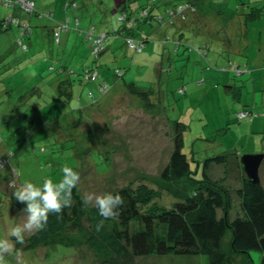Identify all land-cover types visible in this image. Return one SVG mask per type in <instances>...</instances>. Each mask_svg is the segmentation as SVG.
Masks as SVG:
<instances>
[{"label":"rangeland","instance_id":"1","mask_svg":"<svg viewBox=\"0 0 264 264\" xmlns=\"http://www.w3.org/2000/svg\"><path fill=\"white\" fill-rule=\"evenodd\" d=\"M88 1L89 8L81 3L80 10L66 15L65 0H35L37 9L55 13L53 19L42 22L53 25L69 16L71 22L80 17L82 24L78 26L80 30L63 31L60 45L46 30L23 35L22 47L17 43L19 28L5 25L3 20L11 15L26 17V13L18 6L0 4V241L6 240L11 246L10 251H0L2 264H103L88 245L26 248V243H17L10 236L11 229L23 226L27 218L22 211L25 205L12 196L27 181L39 186L45 177L59 180L62 167L69 166L80 174L77 187L88 207H96V196L114 194L140 180L160 190L156 203L170 206L177 194L166 187L160 189L158 181L174 151L177 121L185 126L183 151L197 180L203 177L205 160L216 155V144L226 153L236 149L240 157L264 153V108L253 104L264 96V62L258 63L253 52L247 62L220 64L216 51L228 54V48L212 46L209 40L206 43L207 38L216 40V7L227 9L229 0H197L199 9L213 12L204 25L207 36L198 39L186 31L187 39L179 52L171 43L173 39L158 46L148 40L143 51L136 52L118 31L119 9L125 6L124 0H102L101 11L96 5L99 0ZM128 1L132 7L139 3ZM231 1V8L238 7L236 0ZM261 22L264 26V19ZM90 23L96 33H112L106 43L109 52L99 60L92 51L94 40L87 39ZM72 24L64 22L65 26L75 27ZM253 25L254 22L250 24L249 39L252 46L264 42V32L261 34ZM115 28L116 32L112 31ZM146 28L148 35L150 25ZM235 34L240 33L236 30ZM167 46L170 59L162 58ZM190 46L207 48L202 63L197 50ZM191 51L197 57L187 64ZM96 61L102 77L82 81L83 67ZM63 64L73 75V85L56 88V83L69 74L59 72ZM171 65V70H163ZM116 69L122 76L115 74ZM103 83L105 89L100 86ZM245 106H255L254 115L241 121L235 119ZM236 164L230 162L224 170L213 163L209 168L210 176L224 178V186L231 190L230 218L242 213L236 189L244 173ZM260 178L264 186V162ZM192 184L189 177H184L175 188L189 191ZM224 214L225 210L218 208V217ZM137 228L141 225L132 221L129 233ZM35 231L26 229L24 238ZM250 254L253 264H261L260 251L251 250ZM238 258L241 260V256ZM134 264H209V260L202 254H148L135 256Z\"/></svg>","mask_w":264,"mask_h":264},{"label":"trees","instance_id":"2","mask_svg":"<svg viewBox=\"0 0 264 264\" xmlns=\"http://www.w3.org/2000/svg\"><path fill=\"white\" fill-rule=\"evenodd\" d=\"M33 1L34 8L31 11L18 4H14L15 6L5 5L0 1L3 6L14 8L18 6L21 11L26 13V17L11 15L3 20L5 25L19 28L21 34L17 39L19 46L22 47L24 44L23 35L31 36L33 33L39 34L47 30L50 32L49 34H52L54 42L60 45L63 41L61 37L63 31H68L70 28L80 30L78 27L82 24L80 17H77L75 22H71L70 17L66 16L69 11L80 10V0H65L63 8L67 19L64 18L53 25L41 20L53 19L55 13L51 10L37 9L36 2ZM100 2L103 1L99 0L96 4L98 11L103 8ZM157 2L158 0H139V3L132 7L128 0H124L125 6L119 9L118 17L121 23L118 31L123 33L126 44L136 52L143 51L147 41L144 35L145 29H140L141 20L149 25L153 22L174 25L176 20L173 18L175 16L185 20L188 18V13L196 12L198 8L197 0H181L161 13H154L153 6ZM85 3L84 7L89 8V1L86 0ZM259 7L264 8V2ZM180 8L181 11H179ZM261 10L257 14L262 13ZM171 12H174L175 16L171 15ZM8 18H15L16 22L8 21ZM33 18L37 20L34 21ZM64 22L66 24L73 23L72 25L75 27L65 26ZM34 25L40 27L39 31L33 30ZM95 28L91 24L87 27L86 34L87 39L94 40L92 51L96 54V59L99 60L112 33L105 30L96 33ZM116 30L115 28L112 31L116 32ZM139 31L142 32L136 35ZM102 33H106L107 39L104 41L103 48L96 51L95 40ZM179 38L180 36L173 39L177 48L185 43L183 38ZM169 40L172 41V38L168 36L162 41L168 42ZM140 43L141 47L139 48ZM190 48H195L202 58L207 55V48L195 46H190ZM28 49L29 47L25 48V50ZM232 66L234 67V65ZM54 67L52 65L50 68ZM172 67L173 65L167 68L171 70ZM62 71L69 72V74L64 80L56 83V88L62 84L73 85V75H70L68 66L65 64L59 66V72ZM86 71L89 73L96 71L97 76L88 78ZM80 74L83 77L82 81H97L102 77L97 61L84 66ZM115 74L122 76L120 69H116ZM105 84L100 86L105 89ZM242 111L247 112L243 117L239 115ZM253 115L254 110L247 107L236 113L240 121ZM184 128L183 123L176 122L174 151L158 181L160 189L166 187L177 194V199L170 206L156 203L160 190L146 181L140 180L114 193V195L121 196L123 203L119 206L117 215L105 219L98 215L96 207L87 206L76 187L73 189L71 206L64 208L59 214H50L43 229L36 230L29 237L24 238L23 242L26 243V248L56 244L88 245L96 257L103 261V264H134L135 256L148 254H202L208 257L209 264H253L250 251L258 250L262 253L261 264H264V186L262 181L260 184L250 181L238 152L217 154L207 158L204 165L202 164L203 177L199 180L195 179L191 171V162L183 151ZM3 162L5 159L1 162V166ZM230 162L238 163L236 165L244 173L241 178V186L236 189V194L241 200L242 213L234 218L229 216L233 204L231 190L224 186V178L213 179L209 173V168L213 163L228 164ZM184 177H189L193 182L189 191L184 187L177 186L175 188L177 182ZM218 208L225 210L222 217L217 215ZM101 220H103L102 227L97 230L96 225ZM132 221L138 222L141 228H137L130 234L129 226ZM227 236L229 238L226 241ZM239 256H241V260H239Z\"/></svg>","mask_w":264,"mask_h":264},{"label":"crops","instance_id":"3","mask_svg":"<svg viewBox=\"0 0 264 264\" xmlns=\"http://www.w3.org/2000/svg\"><path fill=\"white\" fill-rule=\"evenodd\" d=\"M85 1L86 0H84L83 3L82 0H80V7L82 6L81 3H83V5L86 6ZM180 1L181 0H158L157 4L153 6L154 7L153 12L161 13L164 11V9ZM238 2L239 0H236L235 4L238 7H234V8H231V3H232L231 0H229L226 4L228 5L227 9L216 7V35H215L216 40H214V38H207L206 43L210 41V43L208 44L212 46H220L221 48L223 47L228 48V52H229L228 54H225L224 51H222L219 54L216 51V61L220 64H225L228 62L230 64L231 62H236V61L247 62L251 60V53L253 52L254 55L256 56L258 63H262L264 62V42H259L258 44L256 45L253 44L252 46V42L249 39L251 32L250 24L252 22H254L253 26L258 28L261 34H263L264 32V26L262 25L261 22L264 19V8L259 7L260 4L264 2V0H249L248 2L245 0H241L240 3ZM258 9L259 10L262 9L261 10L262 13H260L261 15L257 14V12H259ZM211 16H213V12L204 11L202 9L197 8L196 12L191 11L190 13H188L187 19L182 20L181 18H177L174 25L159 24L158 22H153L150 25V32H149L150 34L147 35V32L145 34L144 33L142 34L146 35L145 38L147 39V41L152 40L153 46L161 45V42L163 43L162 40L167 36L171 37L172 39H176L180 36V38H183V40H185L187 39L185 35L186 31L187 32L190 31L191 33L190 35L196 36L198 39L201 37V35H204L203 38H206L207 35L204 33V31L206 30L204 25H206L207 20ZM146 26H149V24H146L143 22V20H141L140 29H145V31H147ZM39 29L40 27L34 25L33 30L39 31ZM236 30L240 33L239 36L235 34ZM140 32L142 31L135 33L137 35ZM219 39L221 41L220 43H218ZM171 43L174 45L175 51L179 52L180 47L177 48L173 42ZM109 46L112 47V45ZM255 46L257 47L256 49H254ZM168 48L169 46L165 47L162 53V58L164 59L165 58L170 59V56H167ZM106 51H108L107 48L103 51L102 55H104ZM187 55H188L187 64H189V61L192 58H194V56L197 57V54H194L193 51H191ZM199 58L202 59L200 60V62L202 63L203 58L200 55ZM165 70H168V68H165ZM253 104H255V106H261V108H264V96L263 98H261L260 101L256 99V101L253 102ZM255 106L249 108L255 110L256 109ZM236 118L237 116L235 117V119ZM252 122L253 121L249 123ZM263 125L264 124H261V126ZM217 142L218 141L216 140V143ZM235 150L236 149L228 150L227 152L234 153ZM216 152H217L216 155L226 153L225 150L220 149L219 144H216ZM216 165L218 166L220 165L221 167L224 168V170L226 169V164L216 163Z\"/></svg>","mask_w":264,"mask_h":264},{"label":"clouds","instance_id":"4","mask_svg":"<svg viewBox=\"0 0 264 264\" xmlns=\"http://www.w3.org/2000/svg\"><path fill=\"white\" fill-rule=\"evenodd\" d=\"M61 172L62 177L59 180L54 181L45 177L39 186L27 181L13 191L12 196L25 205L22 211L27 216L23 226L17 225L11 229L10 236L15 237L16 242L23 243L26 229H43L50 214H59L64 208L71 206L73 189L79 183L80 174L69 166H63ZM122 203L119 194L105 193L95 197L98 215L105 219L117 215V210ZM102 224L103 220L97 223V230L102 227ZM10 250L11 246L6 240L0 241V251Z\"/></svg>","mask_w":264,"mask_h":264},{"label":"water","instance_id":"5","mask_svg":"<svg viewBox=\"0 0 264 264\" xmlns=\"http://www.w3.org/2000/svg\"><path fill=\"white\" fill-rule=\"evenodd\" d=\"M264 161V153H246L241 156V163L247 177L255 184L261 183L260 168Z\"/></svg>","mask_w":264,"mask_h":264},{"label":"built area","instance_id":"6","mask_svg":"<svg viewBox=\"0 0 264 264\" xmlns=\"http://www.w3.org/2000/svg\"><path fill=\"white\" fill-rule=\"evenodd\" d=\"M2 1L5 5H14V4H18L20 6H22L24 9H27V10H32L34 8V1L33 0H0ZM15 6V5H14ZM182 9L180 8L179 11H181ZM175 13L174 12H171V15H174ZM175 16V15H174ZM173 16V17H174ZM174 19V18H173ZM8 21H12V22H16V19L15 18H8ZM170 21L172 22V18L170 19ZM107 39V35L106 33H102L100 35V37H98L96 40H95V50L98 51L100 49L103 48V45H104V41ZM138 47L140 48L141 47V43L138 45ZM87 72V71H86ZM86 76L89 78V77H92V78H95L97 76V72H93V73H89L87 72L86 73ZM106 85H104L105 87ZM247 114V112H240L239 115L241 117L245 116Z\"/></svg>","mask_w":264,"mask_h":264},{"label":"flooded vegetation","instance_id":"7","mask_svg":"<svg viewBox=\"0 0 264 264\" xmlns=\"http://www.w3.org/2000/svg\"><path fill=\"white\" fill-rule=\"evenodd\" d=\"M264 162V161H263Z\"/></svg>","mask_w":264,"mask_h":264}]
</instances>
